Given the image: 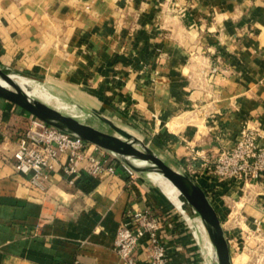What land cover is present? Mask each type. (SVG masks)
<instances>
[{
    "label": "crops",
    "instance_id": "0c3cea01",
    "mask_svg": "<svg viewBox=\"0 0 264 264\" xmlns=\"http://www.w3.org/2000/svg\"><path fill=\"white\" fill-rule=\"evenodd\" d=\"M13 1L0 0V65L21 69L28 56L29 73L50 80L47 102L61 111L81 115L61 101L73 93L85 108L125 115L154 151L194 175L231 253L256 249L245 232L255 219L264 230V181L221 182L197 170L201 159L194 171L187 160L192 145L213 164L244 122L261 128L264 144V0ZM31 116L0 98V261L126 264L116 240L128 211L150 204L168 216L172 202L140 175L131 183L121 168L102 178L83 171L72 185L61 165L43 189L31 185L14 160ZM235 213L245 221H234ZM167 237L173 262L191 254L183 235Z\"/></svg>",
    "mask_w": 264,
    "mask_h": 264
},
{
    "label": "built area",
    "instance_id": "2783aa9c",
    "mask_svg": "<svg viewBox=\"0 0 264 264\" xmlns=\"http://www.w3.org/2000/svg\"><path fill=\"white\" fill-rule=\"evenodd\" d=\"M261 138L260 127L244 122L235 145L221 149L213 164L209 163L204 152L190 145L188 169L194 171L191 166L201 159L202 163L197 170L207 172L221 182L235 181L246 187L263 182L264 144L260 143ZM100 150L95 145L63 132L32 115L29 126L18 139L14 153L15 168L19 173L29 176L31 185L42 189L50 182L51 174L61 165L72 185L81 177L83 171L94 178H102L115 175L117 168L126 173L131 183L137 181L139 176L133 169L111 155L106 158V154H102ZM181 212L188 231H191L198 241L196 231L187 219L185 211ZM168 218L156 215L153 205L134 206L128 211L119 228L116 240L117 254L126 264H191L190 255L180 262H173L169 253V244L173 237L169 239L167 236L175 233L178 228L173 218ZM231 218L236 222H242L246 217L235 213ZM254 222L256 228L245 233L248 240L256 241L257 248L245 249L249 254L257 252L254 255L257 258L256 262L252 264H264V230L261 227V220L255 219ZM166 239H169V244ZM140 249L145 252L144 259L140 258ZM177 251L184 253L182 248H178ZM231 256L234 264L232 253Z\"/></svg>",
    "mask_w": 264,
    "mask_h": 264
},
{
    "label": "water",
    "instance_id": "95a60500",
    "mask_svg": "<svg viewBox=\"0 0 264 264\" xmlns=\"http://www.w3.org/2000/svg\"><path fill=\"white\" fill-rule=\"evenodd\" d=\"M13 75L21 76L7 72L0 65V78L6 83V85L0 84L1 99L14 103L34 117L63 132L95 145L129 166L141 177L145 178L147 176L156 187L158 186L149 177V174L158 173L164 176L178 189L183 199L191 205L196 217L201 220L203 231L198 228V225L195 228V221H192L187 215V219L196 231L198 241L200 242V239L203 238L205 245L209 244L213 247L215 255L210 252L208 246L206 249L209 250V254L216 264H233L230 244L225 235L220 217L204 189L190 173L181 166L164 159L143 140L126 129H122L109 118L101 115L97 116V119L111 128L113 132L103 131L93 125L83 123L80 120L81 115L74 116L71 113H67V111H60L52 105L30 97L14 81ZM72 107L77 108L78 105ZM80 109L84 111L86 108L80 107ZM141 162H145L146 165H140ZM172 204L176 206L173 202Z\"/></svg>",
    "mask_w": 264,
    "mask_h": 264
},
{
    "label": "rangeland",
    "instance_id": "374dc122",
    "mask_svg": "<svg viewBox=\"0 0 264 264\" xmlns=\"http://www.w3.org/2000/svg\"><path fill=\"white\" fill-rule=\"evenodd\" d=\"M11 1L15 2L13 0H11ZM16 3H19V2H16ZM25 59L26 60L24 61V63L26 65L23 66L21 69H19L18 67H13V66H5L4 69L9 73L21 75L23 77L28 78L29 80L31 79V82H33V83L30 82L28 84L32 88H36V87L40 88L41 86H43V87H46L48 89V87L51 86L50 80L47 77H40L41 79L35 78L32 75V73H29L28 68H27L28 56ZM34 81H36V82H34ZM43 87H41L40 89H42L44 92L51 95V93L47 92V90H45L46 88L44 89ZM62 95H63V98L61 97L62 102L69 105L70 108H72V110H74V111L76 110L77 112H79L81 114L80 120L83 123L93 125L99 129L103 130V131L113 132L111 128H109L106 124L102 123L101 121H99L97 119V116L101 115V116H104L106 118L111 119L112 121H114L116 123V125H118L122 129H126L127 131H129L130 133H132L133 135L138 137L139 139L143 140L142 137L139 136L138 133H134L127 125H125V121H124L125 115L122 116V118L120 117V120H119L115 117V114H114V112H112V109H108L107 107H104L105 110L104 109H98V108L95 109V108L91 107V108H86L83 111L82 109H80V107H84L82 105L83 102L76 100L75 95L73 93L62 94ZM57 96L60 97L59 95H57ZM59 105H63V104H59ZM74 105H76V106L78 105L77 108L80 109V111H78V109H75L74 107H72ZM63 106L67 107L66 109H68V106H66V105H63ZM109 110L111 112H109ZM67 113H70V112L68 111ZM145 143H147V142H145ZM180 166H182V165H180ZM143 179H144V181H147L148 183L153 185L147 176H145V178H143ZM195 180L197 181L196 178H195ZM153 187H156V186L153 185ZM156 189L158 192L160 191L159 193H161L164 197H166V195L160 190V188L156 187ZM180 197H181V200L183 201L182 195ZM173 207H174V211L172 210L167 217H169L170 219L173 218V220L175 222V226L178 228L177 229L178 235H180V236L183 235V237H181V240L183 241V243L186 241V242H188L187 245H191V247H192L191 248V254L189 253L191 256V264H216L215 260L212 258V256H210L209 250L206 249V245H205L203 238L200 239V242L198 243V241L194 238L193 234L190 233L191 231L190 232L188 231L187 223L185 222L184 218L181 217V214H180V213H182L181 211L184 210L183 207L182 206L179 207L177 205L176 206L173 205ZM191 219H192V221L193 220L195 221L194 222L195 228L198 225V228L202 229V227H200L201 220L199 219V217H196V215L192 213ZM194 231H195V229H194ZM202 231H203V229H202ZM241 255L245 256L246 259L244 257L242 259H238V256H241ZM233 259H234V264H252L253 263L252 261L256 260L257 258H256V256H254V257L250 256L248 252L241 251L240 253L233 255Z\"/></svg>",
    "mask_w": 264,
    "mask_h": 264
},
{
    "label": "bare ground",
    "instance_id": "6f19581e",
    "mask_svg": "<svg viewBox=\"0 0 264 264\" xmlns=\"http://www.w3.org/2000/svg\"><path fill=\"white\" fill-rule=\"evenodd\" d=\"M13 79L27 92V94L30 97L39 99L40 101H43L44 103H47V104H48L47 101H50L52 99L51 95H49L48 93H46L42 89H40L43 86H41L40 88L39 87H36V88L30 87V85L28 83H30L31 80H29L28 78L13 75ZM31 83H33V82H31ZM0 84L6 85V83L1 78H0ZM58 110H60V109L58 108ZM140 165H146V163L141 162ZM149 177L165 193L166 197L171 202H173L175 205H177L179 207L180 206L183 207L186 216L188 215L191 218V214L192 213L195 214L191 205L185 199H183V201L181 200V197H180L181 194L178 191V189L172 183H170L167 179H165L164 176H162L161 174H158V173H151V174H149ZM200 227H202L201 224H200ZM207 246L209 247L210 252L215 255L213 247H211V245H209V244L206 245V248H207Z\"/></svg>",
    "mask_w": 264,
    "mask_h": 264
},
{
    "label": "trees",
    "instance_id": "16d2710c",
    "mask_svg": "<svg viewBox=\"0 0 264 264\" xmlns=\"http://www.w3.org/2000/svg\"><path fill=\"white\" fill-rule=\"evenodd\" d=\"M155 212H156V210H155Z\"/></svg>",
    "mask_w": 264,
    "mask_h": 264
}]
</instances>
